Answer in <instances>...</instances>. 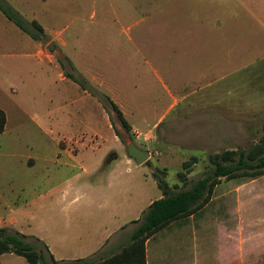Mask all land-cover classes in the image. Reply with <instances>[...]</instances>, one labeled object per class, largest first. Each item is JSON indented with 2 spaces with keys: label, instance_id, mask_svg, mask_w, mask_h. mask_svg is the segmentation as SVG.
Segmentation results:
<instances>
[{
  "label": "rangeland",
  "instance_id": "374dc122",
  "mask_svg": "<svg viewBox=\"0 0 264 264\" xmlns=\"http://www.w3.org/2000/svg\"><path fill=\"white\" fill-rule=\"evenodd\" d=\"M7 1L51 32L39 42L37 58L20 34L30 37L0 11V109L6 116L0 133V225L70 253L62 236L77 234L75 222L94 234L101 215L94 202L102 194L135 198V221L126 224L132 230L161 194L157 178L173 191L186 189L210 170L209 153L247 147L263 134L264 0ZM67 73L88 91L110 96L131 132ZM129 141L150 152L147 164L126 165ZM83 147L84 153L88 147L115 150V186L85 184L115 167L111 160L93 171L57 155L60 148ZM193 157L183 181L177 173ZM225 227L258 238L247 248L261 252L264 264V175L222 178L199 213L149 238L150 261H159L162 251L173 255L177 243L213 238L223 244ZM214 228L221 233L197 235V229ZM0 264L28 263L6 253Z\"/></svg>",
  "mask_w": 264,
  "mask_h": 264
},
{
  "label": "trees",
  "instance_id": "16d2710c",
  "mask_svg": "<svg viewBox=\"0 0 264 264\" xmlns=\"http://www.w3.org/2000/svg\"><path fill=\"white\" fill-rule=\"evenodd\" d=\"M0 11L32 39L39 42L47 40L44 27L36 19H25L7 0H0ZM66 76L83 89H88L82 80H78L71 73H67ZM89 92L98 97L105 109L111 108L125 131L131 132V124L110 96L107 94L98 96L92 91ZM5 123V113L0 109V133L4 130ZM115 131L119 135L116 129ZM207 158L211 164L210 170L186 189L173 191L165 180L157 178L161 197L153 200L142 216L136 220L138 224L130 234L129 241L114 248L104 257L56 259L46 243L38 237L2 225H0V255L14 253L23 257L28 264H146L147 239L172 222L202 209L222 178L252 179L264 175V125L263 134L251 145L209 153ZM192 161H195L194 157L183 162L184 170L177 173L181 180H186V172L190 170ZM148 162L149 160L145 163Z\"/></svg>",
  "mask_w": 264,
  "mask_h": 264
},
{
  "label": "crops",
  "instance_id": "0c3cea01",
  "mask_svg": "<svg viewBox=\"0 0 264 264\" xmlns=\"http://www.w3.org/2000/svg\"><path fill=\"white\" fill-rule=\"evenodd\" d=\"M6 19L8 18L6 17ZM4 24H5V28L8 27L7 22H4ZM40 24L42 25V23ZM43 27L45 29L46 34L51 32V31L47 32L45 26ZM20 31L23 32L21 29ZM20 37L22 41H25L26 44H28L27 48L28 46L30 48L28 50H34L37 56L38 52L40 51L39 41L32 39L30 36H29L30 37L29 40L26 41L27 36L26 35L24 36L23 34H20ZM37 58L39 57L37 56ZM70 80L73 81L72 79ZM79 87L83 90L85 94L90 95V92L87 89H83L80 85ZM204 89L205 87L202 86L201 88L196 90L200 91ZM83 149L86 148L83 147L79 149L77 152H71L67 148L63 150L60 148V151L57 153V155L58 156L68 155V158L71 159L72 161L79 163L83 162L86 165L90 166L93 169V171L103 162H108V160L114 162L115 165L117 161H119L118 157L112 155L113 151H115L113 148H106L104 150H99L96 147L93 148L88 147L89 151L86 153H84ZM130 160L131 159L126 154L125 157L126 165L130 164L131 162ZM117 179H119V175L116 165L115 167H110V169L104 172L98 181L97 180L88 181L85 184L91 187L102 186L106 188L107 187L112 188L113 186L116 185ZM160 197L161 194L157 195L155 199ZM153 200H151L148 203V206ZM89 201H90L89 203H93L91 200ZM94 203H96V208L99 214H101L98 217L97 221L95 222L96 226H95L94 234L91 233L89 231L90 229L88 228L83 230V228H81V226L79 227V225L76 224L75 222L74 225L77 229L76 231L77 234L73 235L72 232H71L72 234L67 232V234H64L62 236L63 240H66L67 248L71 250L70 251L71 254L70 253L66 254L63 250L56 249L52 241L48 240V242H46L41 237L36 236L39 239H41L43 242L45 241L50 252L53 254V256L56 259H75V258H83V257L101 258L110 254L114 248L120 245H124L129 241L130 234L133 232V230L136 227L133 228L132 230L126 231V227H127L126 224L133 219H134L133 221H135L136 212H137L135 198L130 197L129 193L127 196L124 197L102 194L97 198V200ZM201 210L202 209L190 215L189 217H194ZM181 220L182 219H179L174 222H178ZM195 230L196 229L193 228L194 235L196 234ZM210 230L211 229H205V231H207L208 233H203L200 232L199 229H197V235L200 234L217 235L221 233L220 228H214L215 231L214 233H211ZM223 231L224 234L226 235V238L224 239L225 242L223 244L217 241H212L214 240L213 238L201 239L200 241L194 240L191 244L177 243L171 246L173 248V249L171 248L173 252L175 251L173 255L163 253L162 251V255L160 257L161 259L159 261H156L155 263H152V261H150L151 256L149 255L148 241L151 238L147 239L145 244L146 264H259V257L261 256V254L258 253L261 252H258L256 254H251L247 248L248 245L247 243L256 242L258 238L252 237V240L249 239V237H246V234L242 228L225 227ZM194 238L196 239V235L193 237V239ZM183 251H186V253H183Z\"/></svg>",
  "mask_w": 264,
  "mask_h": 264
},
{
  "label": "water",
  "instance_id": "95a60500",
  "mask_svg": "<svg viewBox=\"0 0 264 264\" xmlns=\"http://www.w3.org/2000/svg\"><path fill=\"white\" fill-rule=\"evenodd\" d=\"M126 154L136 165L145 163L151 155L147 149L138 147L134 141L126 143Z\"/></svg>",
  "mask_w": 264,
  "mask_h": 264
}]
</instances>
